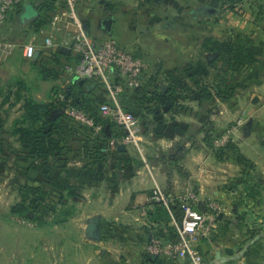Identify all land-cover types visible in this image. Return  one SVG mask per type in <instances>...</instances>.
<instances>
[{"label":"crops","instance_id":"obj_1","mask_svg":"<svg viewBox=\"0 0 264 264\" xmlns=\"http://www.w3.org/2000/svg\"><path fill=\"white\" fill-rule=\"evenodd\" d=\"M41 1L28 0L21 20L11 25L0 22V43L15 44L11 50L0 47V61L10 54L24 57L26 43L12 37L13 27L38 50L54 49L44 43L45 37L54 34L52 26L35 31L31 25ZM65 1V8L60 7L61 0L55 1L58 9L51 22L68 10ZM78 12L90 37L115 40L141 58L148 89L153 95L162 93L165 100L153 109L139 96L120 97L121 104L132 103L141 116L140 145L112 137L102 148L101 158L81 155L71 158L66 169L51 170L62 185L80 186L79 197L67 201L64 194L68 206L61 221L42 225L11 212L21 199L18 184L49 175L48 167L17 153L19 144L4 145L0 264H190L187 254L159 256L146 251L154 237H178L176 211L174 219L166 207L150 202L155 186L170 196L172 206L188 190L196 192V204L202 210L209 201L220 204L217 230L196 246L209 264H264V0H80ZM108 17L114 20L110 32L103 24ZM59 27L55 42L77 30L73 23L66 27L61 22ZM208 39L235 42L257 59L254 65L239 68L240 84L228 98L213 94L200 100L196 85L184 74L190 64L217 55L206 49ZM209 70L203 82L213 88L219 71ZM103 96L111 101L109 94ZM50 98L45 95L38 101ZM3 101L0 96V128L12 99ZM144 126L156 138L144 135ZM230 127H234L236 158L218 154L207 136Z\"/></svg>","mask_w":264,"mask_h":264},{"label":"trees","instance_id":"obj_2","mask_svg":"<svg viewBox=\"0 0 264 264\" xmlns=\"http://www.w3.org/2000/svg\"><path fill=\"white\" fill-rule=\"evenodd\" d=\"M55 1L57 0H42L35 6L39 13L36 19L31 22L35 31H39L42 27L48 28L51 26V19L58 9L55 6ZM61 1L63 5L60 7L65 8L66 1ZM27 6L28 0L15 4L9 10L4 21L11 25L16 20H21ZM205 46L208 51L216 52L217 55L208 60H200L195 64H190L185 69L184 74L196 85L195 95H198L200 100L208 99L213 94L228 98L236 90L230 79L232 72L238 73L240 67L254 65L257 59L252 51L235 42L208 39ZM58 48L49 51V59L46 57V51L42 49L39 58L32 62L34 66H38L44 79L57 80L61 78L66 74V65L77 63L81 59V56L77 53H65ZM210 68L219 71V82L213 87L215 93L211 90L213 88L203 82V77L210 73ZM69 83L66 88L55 85L49 102H41L32 96L25 95L23 81L19 83L16 92L9 90L6 97L0 94L4 97V103L11 99L12 94L15 95L16 102L21 103V115L13 121L12 127L7 131L9 136L16 137L19 142L20 147L17 149V153L33 161H39L48 167L47 173L49 175L44 180H31L28 178L27 182L18 184L21 199L12 206L11 212L42 225L46 224L48 217L52 215L63 217L66 213H64L63 208L65 209L68 206L65 196L67 195L66 199H69V197L74 199L79 197L78 192L80 191L79 185L71 183L62 185L57 178L51 176V170L53 168L66 169L71 158L81 155L87 157L94 155L101 158L103 156L102 148L108 146L112 137L117 141H121L126 136L123 126L117 123L112 116L104 115L100 109L101 104L104 102L113 105L112 101L104 99L103 95L108 93L101 82L93 79H85L84 82H81L80 79H73L71 76ZM175 89L179 90L180 87L176 86ZM186 90L190 92L189 87ZM61 94L64 95L63 99L59 97ZM125 95L139 96L141 102L143 100L152 103L153 109H158L165 100V96L160 92L154 95L151 94L146 76L142 86L137 90L126 89L120 94V97L125 98ZM13 104L11 103V106ZM70 106L82 109L93 119L94 125L76 121L69 116L65 110ZM124 109L135 113L140 118V123H142L141 116L137 112L128 108ZM96 125H100V129L97 131ZM223 132L224 130L207 133L212 146L214 139ZM10 144L11 141L7 137L2 138L0 150L3 151L4 145L8 146ZM10 148H12L11 145ZM1 151L0 154H2ZM215 151L218 154H233L235 158L237 156L234 152L232 140ZM156 206H159V208L164 207L162 205ZM58 208H60L59 212L57 211ZM172 210L176 211L175 213L180 219L182 215L178 205L172 206ZM220 219L221 216L219 222Z\"/></svg>","mask_w":264,"mask_h":264},{"label":"built area","instance_id":"obj_3","mask_svg":"<svg viewBox=\"0 0 264 264\" xmlns=\"http://www.w3.org/2000/svg\"><path fill=\"white\" fill-rule=\"evenodd\" d=\"M23 0H0V22H3L9 10ZM68 10L56 16L51 23L54 34L45 37L46 48L60 46L69 48L72 52L81 56L79 62L68 64L66 70L73 79H93L101 82L111 97L113 105L103 104L102 113L112 116L126 131L123 139L125 144L139 145L141 136L140 118L133 112L123 108L120 103V94L126 89H136L142 86L146 65L141 58L122 48L115 40L98 41L84 30L79 16L78 5L80 0H67ZM63 22L67 27L73 23L77 30L63 41L55 42V30L59 31V24ZM0 47L11 50L15 47L13 42H2ZM38 50L35 43L31 42L24 46L23 55L27 60H33ZM60 99L64 95H59ZM66 113L76 121L94 125V121L82 109L75 106L66 108ZM242 123V120H239ZM100 129V125H96ZM234 127L226 129L213 142L214 149L225 146L232 140ZM198 196L195 191L188 190L181 197L178 204L181 210V218L176 220L178 237L175 240H167L154 237L146 246V251L151 255L177 256L187 254L190 256V264H209L206 257L197 250V244L204 236L213 234L219 226V217L222 208L216 201H209L205 209L198 208L196 202ZM150 202L166 207L174 217L177 216L172 210L173 200L159 186H155L150 197Z\"/></svg>","mask_w":264,"mask_h":264},{"label":"rangeland","instance_id":"obj_4","mask_svg":"<svg viewBox=\"0 0 264 264\" xmlns=\"http://www.w3.org/2000/svg\"><path fill=\"white\" fill-rule=\"evenodd\" d=\"M21 35L22 34L15 27H13L12 37L14 39L15 38H17V40L21 39L20 42L24 44L31 43V42H28L29 41L28 38L22 39ZM45 51H46V57H48L47 59H49V56H50L49 51L47 50ZM238 76H242V75L241 74L239 75L236 72L235 73L232 72L231 74L232 86H235V88H237L238 83L240 84V80L238 79ZM70 78H71V74L66 70V74L57 80L44 79L38 66H34V64H32V61H26V59L23 56H21L20 53H17L16 55L10 54L6 56L2 61H0V94L5 97L8 96L9 90L16 92L18 90L19 83L23 81L25 84V87H24L25 89L23 88L24 94L27 96H32L36 100H41L40 98L42 96L45 97V95H49L51 97L55 85H61L62 87L63 86L67 87L70 84L69 83ZM11 99L12 101L9 103L10 112L6 111V113H4V115H6V118L2 117L3 124L1 126L7 129L12 127L13 121L15 120L14 118L20 117L19 110L21 109V103L16 102L14 94L11 95ZM11 103L12 104L14 103V104L11 106ZM103 104H108V103L104 102L101 104V106ZM131 104L132 103L130 102L129 103L126 102V103H122L121 105L124 108H128L129 110L133 111L134 109ZM13 111L17 113L15 117L12 114ZM139 111L140 110H138V112ZM2 127L0 128L1 129L0 130V143H2V138L7 137V139L9 141L11 140L12 143L15 144L16 142V144H19V142L15 140L16 137L9 136L8 132L5 131L6 129L3 130ZM143 132H144V135H147L148 137L156 138L155 135H151V133L149 132V128H146L145 126L143 128ZM121 142L123 143V140H121ZM1 152L6 153L4 151H1ZM0 179H2L1 174H0ZM5 189L6 188H4V184L0 181V194L4 192ZM61 219H62L61 216L52 215L48 217L47 220L51 222V221H56V220H61ZM42 248H43V242H40V249Z\"/></svg>","mask_w":264,"mask_h":264},{"label":"water","instance_id":"obj_5","mask_svg":"<svg viewBox=\"0 0 264 264\" xmlns=\"http://www.w3.org/2000/svg\"><path fill=\"white\" fill-rule=\"evenodd\" d=\"M113 21H114L113 18L108 17V18H106V19L104 20V22H103V24H104L106 30L109 31V32L112 30V27H113ZM60 51L65 52V53H69L71 50H70L69 48H67V47H61V48H60ZM40 55H41V51H40V50H37V51L35 52L34 56H33V60L38 59ZM80 80H81V82H84L85 79H80ZM166 89H167V87H164V91H165ZM121 147H123V146H121ZM95 227H96L95 222H92V223H91V228L94 229Z\"/></svg>","mask_w":264,"mask_h":264}]
</instances>
